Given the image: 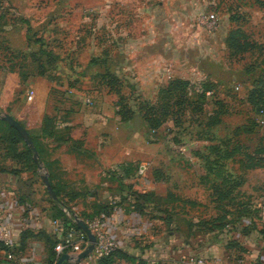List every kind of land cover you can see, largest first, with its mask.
Masks as SVG:
<instances>
[{"label":"rangeland","instance_id":"374dc122","mask_svg":"<svg viewBox=\"0 0 264 264\" xmlns=\"http://www.w3.org/2000/svg\"><path fill=\"white\" fill-rule=\"evenodd\" d=\"M3 3L0 115H17L33 136H39L37 111L31 109L35 113L31 117L22 111L23 103L32 100L31 94L26 95L25 82L36 73L32 55L37 54L43 63L52 56L56 58L47 68L53 79L47 80L50 84L45 103L47 113L57 112L59 117H66L64 113L75 102L80 109L91 113L99 110V114L111 113L118 118L117 122L109 121L110 129L96 123L83 130L78 123L80 117L74 119L75 123L73 120L75 133H111L113 137L108 144L115 154L113 161H118L110 169L112 179H108V184L96 190H62L73 212L92 214L94 201L88 198L91 192L100 198L94 204H101L104 196L107 198L104 202L110 203L115 202L112 197L120 196L125 200L120 207L126 215L138 213L136 207L140 204L144 209L141 218L136 217L137 235L130 242V246L147 249L141 254L143 258L153 254L157 261L178 262L172 260L167 250L170 248L173 253H182L181 264L185 261L183 257L188 256L204 258L208 264L206 256L220 257L225 239L220 237V230H208L209 220L219 214L211 190V181L216 177L206 174L205 167L215 159L213 150L219 151L220 147L231 150L239 145L244 153L264 149V124H259L264 116L256 114L246 102L249 90L264 88V0H5ZM210 13L218 19L217 30H208L198 22L201 14ZM231 40L240 45L233 47ZM242 44L244 50H240ZM41 52L47 58L39 55ZM109 78L114 81L105 86ZM174 79L189 82L193 91L200 92L205 87L210 90L203 112L185 114L179 126L173 125L169 113L165 119L161 113L166 104L164 90ZM142 104L157 109L163 120L158 129L153 130L144 122L139 109ZM213 118L218 124L208 128L206 124ZM140 139L143 147L139 144L138 148L143 149L144 159L135 165L146 164L147 174L137 183L130 170L127 180L122 181L116 175V168L120 170L126 163L121 155L126 151L134 153ZM93 143L91 149L95 150ZM6 146L0 142V168L12 169L15 161ZM239 157L245 160L239 153L222 161L234 176L241 173L237 166ZM84 161L85 167H90V161ZM217 161L220 164L221 160ZM133 163L131 168L135 166ZM44 172L47 173L44 165H40L35 175L21 172L23 185L30 187L34 203L41 206L50 204L40 177ZM256 177L263 181L264 171L259 170L247 181L244 192L241 190V200L254 196L250 187ZM260 186L257 196H264V183ZM78 191L81 197L71 199ZM123 193L130 199L123 197ZM144 196H148L146 201ZM251 252L252 248H244L243 255L235 253L234 259L240 258L237 264H262L250 257Z\"/></svg>","mask_w":264,"mask_h":264},{"label":"crops","instance_id":"0c3cea01","mask_svg":"<svg viewBox=\"0 0 264 264\" xmlns=\"http://www.w3.org/2000/svg\"><path fill=\"white\" fill-rule=\"evenodd\" d=\"M2 1L4 2L5 0ZM3 2L0 3V11L4 10ZM25 86L26 95L31 94L30 97L32 100L30 102L24 100V103L23 100H21L24 104L22 111L30 114V117L35 114L32 113L31 109L37 111L36 126L38 131H40L44 116H54L57 121L55 125V133L52 135H44L39 141L43 148V159L51 165L50 171L54 174V180L58 182L59 186L62 189L82 188L96 190L108 184V179H112V177L109 176L110 169L112 170L114 162H118L117 160L113 161L115 154L113 156L108 144L113 135L105 132H99L97 134L85 132L80 134L75 133L74 127L76 124H73V120L80 117L78 123L83 130L91 128V126L96 123H99L103 128L109 127L110 129L108 123L117 122L118 118L111 113L105 114L102 112L99 114V110L91 113L88 109H80L75 102L72 104V109H67L65 113L63 112L66 117H59L57 112L49 114L46 112L45 106L46 98L48 97L50 89V84L47 79L42 77H31L25 82ZM60 86L62 87V84H60ZM8 115L16 119L24 126L27 132L31 133L30 128L21 121L22 118L19 119L17 115ZM76 120H74V123ZM93 141V144L96 145V151L91 149ZM139 144L143 147L142 139H140V142L135 147L136 151L134 153L126 151L125 153L123 152L125 155L123 153V155H121L122 159H126V163H124V166H120V170L118 167L116 168V171H118L116 172V175L118 174L119 177L122 178V181L127 180V171L133 172V176L134 178L136 177L137 183H139L140 180H143V176L147 174L148 168L144 171L143 175L138 173L146 164L140 163L137 167L135 165L138 160L144 159V151L143 149L138 148ZM118 155H120V152ZM134 155H136V158H132ZM84 159L90 161V165H88L90 167H85L86 164ZM220 162V172H223V177L220 178V189L230 190L228 196L220 200V225L223 224L220 228V237L225 239V242L220 247V257L212 255L206 256V258L209 260V264H237L240 258L236 261V259H234V254L242 252L240 254L243 255L244 248H252L250 257H253V260L255 259L264 264V235L261 233L262 228L264 227V207H262L264 196H257V192H261L260 185L262 182L264 183V180H259V178L256 177L257 179L253 181L254 184L250 187V193L254 194V196H247L245 200H241L243 194L241 190L244 192L243 189L248 185L247 181L252 179L253 174L257 173L259 170L264 171V166L249 168L245 162L242 164L238 159L237 166L241 173H239L238 176H234L227 171V168L222 164V160ZM130 163H133L135 166L131 168ZM12 165V169L20 170V167L16 162ZM4 169L10 170V168ZM247 171L250 172L246 176L244 173ZM60 175L64 176L62 178L63 180L60 178ZM21 176V172L18 175L0 172V216L5 224L8 239L7 244H5L7 251L0 250V264H47V249L44 241L39 238V233L44 232L51 239L60 243L64 239L68 229L64 228L60 220L54 218L53 204L50 202V199H54L49 196L50 204L47 203L46 206H41L40 204L36 205V203H34L35 201H33L30 187H25L23 185ZM255 184L256 186H253ZM137 186L138 185L134 187L137 188ZM77 193H80V191L75 194ZM142 193H145V191ZM91 194H89V200L97 203L99 201V196L97 198V196ZM246 195L248 194L246 193ZM124 196L129 198L126 193H123V197ZM77 198L80 197H76L74 200ZM120 198V196L112 197V200L115 199V202H112L114 204H112L109 201L104 202L107 199L106 196H104V201L101 200L99 203L108 207L107 213L100 214L93 219L100 221L102 229L111 238L118 242V250L127 257L123 258L117 256L114 258L113 264H139L140 261L145 262L146 264L164 263L159 259L157 261L153 254H151L150 258H143L141 254L147 249L141 250V248H138L135 245L130 246V242L132 241L131 238L137 235L138 226L136 225V222L138 219H136V217L141 218L142 214L134 211L130 213L131 215H126L124 209L120 207L125 203V200ZM94 202L92 203L94 204ZM245 202L248 203L250 207L249 210L252 214L248 217H239L238 210L241 208V203ZM63 211L66 213L67 217H71L69 212L65 209H63ZM74 215L79 217L80 213L77 214L74 211L72 214V220ZM54 222H57L58 225L56 226ZM142 228L144 227L142 226ZM24 235L27 237L25 236L24 238ZM22 237L24 238L23 242ZM153 248H155V246H153ZM172 249L173 248L167 250L172 257V260H178V262H167L166 264H181L179 263V260L182 253H173ZM137 251L141 253L138 255L136 254ZM210 253H213V251ZM9 256H11V258ZM98 259L99 258L94 257L91 253L87 258L80 262L68 263L96 264Z\"/></svg>","mask_w":264,"mask_h":264},{"label":"trees","instance_id":"16d2710c","mask_svg":"<svg viewBox=\"0 0 264 264\" xmlns=\"http://www.w3.org/2000/svg\"><path fill=\"white\" fill-rule=\"evenodd\" d=\"M231 44L233 47H235V45H237V47L240 45V44H236L234 40H231ZM244 49L245 47L242 44V46H240V50H244ZM39 55H44L47 58V54L45 55L44 52H41ZM32 56L35 57L34 62L36 64V73L26 78V81L31 77H42L52 82L53 79L51 78L50 75L47 74V68L49 67L50 64H52L51 62L52 59L53 61H55L56 58L52 56L51 60L48 59L46 63H43L41 62V59L37 57V54H33ZM113 81H114V78H109L107 80V83H105V86L107 85L111 86ZM207 93L209 94L210 90L206 87L202 88L200 92L193 91L190 88L189 82L185 80H181V79L172 80L168 84V87L164 90V94H165L164 100L166 101V104L164 108L161 109L163 118L165 119V117H167V115L170 114L169 116L172 117L173 119V125L179 126L180 121L182 120V117L185 114L188 113L187 115H190V116L200 115L203 112L204 105L207 102ZM246 102L249 104V106L252 108V110L256 114H261V112H263L264 114V88L253 87L251 90H249L246 96ZM139 109L141 113H143L144 122L147 123V125L150 126L151 129L156 130L163 123V120L160 119V114H158V111L155 108V106L153 105L149 106L147 104H142ZM56 122L57 121L54 116H44L40 131H39L40 132L39 136L38 137L33 136L29 132L28 134L39 155V164L44 165L45 169L48 171V179L57 197V200L50 199V202L53 204L52 206L54 209V218L60 220L65 229L75 228L76 230H80L72 220L73 210L68 205V201L66 200L65 195H63V191H62L63 189L59 186L58 183L57 184L54 183L55 176L50 171L51 165H49L48 162L44 161L43 156H42L43 148H42V145L39 139L43 137L44 135L54 134ZM217 124H218V120L216 118H213L206 125L208 126V128H213ZM0 142H4L5 144H7L6 150L11 153V156H10L11 159L19 163L22 167H24L23 169L20 168V170L18 169L6 170L4 168H0V172H7L10 174L18 175L20 172L24 170V171L31 172L32 174L35 175V173L37 172L38 166L33 160L32 151L28 149V147L26 146L25 142L23 141L19 133L13 127H11L10 125H8L2 120H0ZM239 153H241V155H243V157L245 158V160H243L242 157H239V162H241L242 164L245 162V164H247L249 168L264 166V149L263 150L256 149L252 153H246V152L244 153L242 152L241 146L236 145L231 150H229V148L222 149L221 147L219 148V151L217 149L213 150L215 159L211 160L208 166L206 165L205 168H206V174L216 177L214 181H211V190L214 193L212 196V202L214 204H217L215 208L216 210H218L219 214H217L215 217L209 220L211 221L208 225L211 227L210 229H208L209 231L220 230V228L223 226V224L220 225V208H218V206H220V200L226 198L228 194L230 193V190L228 191V190L220 189V178L223 177L222 175L223 172H220L221 162L219 164L217 160L218 159L222 161L231 160L232 158L237 156V154ZM240 178L243 179L242 177ZM209 179L210 178H208L207 176V181ZM76 197H81V194L77 193V194H72V196H70L71 199H74ZM147 198L148 196L146 197L144 196L145 201L147 200ZM137 207L136 209L138 213L143 214L144 209L141 206V204L140 206L138 205ZM107 208H108L107 206L102 205V204H92V207H91L92 214L89 215V214L82 212L80 213L79 217L82 218L87 223H89V221H92L95 217H98L100 214H106ZM63 209L69 212L71 217H67ZM249 209L250 207L247 202L241 203V208L238 210L239 217H248L250 214H252V212ZM261 233L264 235V227L262 228ZM25 236L26 235H24L23 237L25 238ZM38 236L42 241H44L46 249H47V253H48L47 264H56L58 259L61 256V254L57 255L56 252L54 251V247L56 246L57 241L54 239H51L44 232H40ZM23 237H22V242L24 240ZM0 250L7 251L6 245L2 242H0ZM117 256L127 258L119 250H116L110 255L99 258L96 264H113L114 258ZM63 264H70V263L64 262ZM139 264H146V263L140 261ZM157 264H166V263L160 262Z\"/></svg>","mask_w":264,"mask_h":264},{"label":"built area","instance_id":"2783aa9c","mask_svg":"<svg viewBox=\"0 0 264 264\" xmlns=\"http://www.w3.org/2000/svg\"><path fill=\"white\" fill-rule=\"evenodd\" d=\"M198 22L206 27V29L210 30H217L218 28V19L216 15L213 13L210 14H201L198 18ZM208 95V94H207ZM261 117L263 118L264 114L261 112ZM259 124L263 125L264 120L260 119ZM147 169V165H144L140 170L139 173L143 174V172ZM57 226L58 223L54 222ZM88 227L92 231V233L96 237V243L94 249L92 251V255L96 258H101L111 253L115 252L119 249L118 242L111 238L101 227V223L99 220H93L87 223ZM0 242L7 244V232L5 229V224L1 219L0 216ZM88 246V239L85 233L81 230H76L75 228H69L66 232V235L62 242L57 243L54 247V250L57 254H69L71 256H77L81 252H83ZM11 258V256H9ZM184 264H208V262L201 257H194L188 256L183 257ZM27 264V263H23Z\"/></svg>","mask_w":264,"mask_h":264},{"label":"water","instance_id":"95a60500","mask_svg":"<svg viewBox=\"0 0 264 264\" xmlns=\"http://www.w3.org/2000/svg\"><path fill=\"white\" fill-rule=\"evenodd\" d=\"M0 120L13 127L19 133L28 149L32 151L34 162L37 164L38 168H40L38 153L26 129L16 119H14L8 114L0 115ZM40 177L49 196L52 199L57 200L56 194L53 191L50 181L48 179V174L44 172ZM73 220L76 226L87 236L88 246L83 252H81L77 256H71L66 253L62 254L56 264H63L64 262H80L83 259L87 258L94 249L96 237L88 227L87 223L75 215L73 216Z\"/></svg>","mask_w":264,"mask_h":264}]
</instances>
